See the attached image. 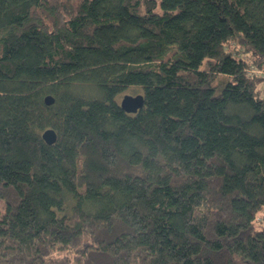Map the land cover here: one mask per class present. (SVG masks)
Returning <instances> with one entry per match:
<instances>
[{
    "label": "trees",
    "instance_id": "1",
    "mask_svg": "<svg viewBox=\"0 0 264 264\" xmlns=\"http://www.w3.org/2000/svg\"><path fill=\"white\" fill-rule=\"evenodd\" d=\"M252 69L264 0H0V264H264Z\"/></svg>",
    "mask_w": 264,
    "mask_h": 264
},
{
    "label": "water",
    "instance_id": "2",
    "mask_svg": "<svg viewBox=\"0 0 264 264\" xmlns=\"http://www.w3.org/2000/svg\"><path fill=\"white\" fill-rule=\"evenodd\" d=\"M55 102L52 96H47L45 98V103L47 105H52ZM144 106L143 95H125L121 101V107L128 113H137ZM43 140L48 145H53L57 141V133L54 129H47L42 133Z\"/></svg>",
    "mask_w": 264,
    "mask_h": 264
},
{
    "label": "rangeland",
    "instance_id": "3",
    "mask_svg": "<svg viewBox=\"0 0 264 264\" xmlns=\"http://www.w3.org/2000/svg\"><path fill=\"white\" fill-rule=\"evenodd\" d=\"M69 2L73 1V0H67ZM227 50H231L232 48H234L235 50H233V53L235 56L239 57V56H243L242 53L244 52L242 48H240L238 46V44L236 42H231V44L229 46L226 47ZM238 50V52H237ZM224 77H219L218 79V82H220L221 80H223ZM263 81H264V78H263ZM125 95H132V96H137V95H140L137 91H128L126 92L125 94H123L121 97H120V102L122 100V98L125 96ZM4 201L3 200H0V215L4 212ZM257 222H256V226L257 227H264V209L258 214V218H257Z\"/></svg>",
    "mask_w": 264,
    "mask_h": 264
},
{
    "label": "built area",
    "instance_id": "4",
    "mask_svg": "<svg viewBox=\"0 0 264 264\" xmlns=\"http://www.w3.org/2000/svg\"><path fill=\"white\" fill-rule=\"evenodd\" d=\"M250 74H254L255 75L254 77H258V78H261V79L264 78V73L261 70L252 69L250 71Z\"/></svg>",
    "mask_w": 264,
    "mask_h": 264
}]
</instances>
